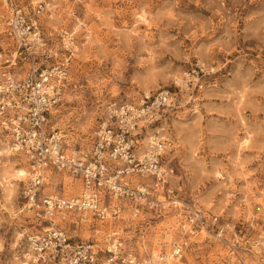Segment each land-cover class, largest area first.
Here are the masks:
<instances>
[{
    "label": "rangeland",
    "instance_id": "374dc122",
    "mask_svg": "<svg viewBox=\"0 0 264 264\" xmlns=\"http://www.w3.org/2000/svg\"><path fill=\"white\" fill-rule=\"evenodd\" d=\"M47 1L45 31L75 28L81 20L90 31L54 116L67 148L89 145L106 101L176 88L183 72L199 64L203 86L178 93L176 143L165 162L186 205L215 215L225 231L222 237L207 231L189 236L182 263L264 264V0ZM3 15L0 3V31ZM0 150V175L7 180L0 188V264H22L18 237L33 218L19 196L26 174L18 178L15 171L27 165ZM51 178L49 191H60L59 183L62 193L74 194L67 190L75 183L70 177ZM124 217L123 235L132 245L143 243L147 253L168 249L179 236L171 214L143 223ZM86 219L70 233L93 236L96 223Z\"/></svg>",
    "mask_w": 264,
    "mask_h": 264
},
{
    "label": "built area",
    "instance_id": "2783aa9c",
    "mask_svg": "<svg viewBox=\"0 0 264 264\" xmlns=\"http://www.w3.org/2000/svg\"><path fill=\"white\" fill-rule=\"evenodd\" d=\"M0 3L7 12L0 31V149H9L26 162L19 196L33 218L28 226L21 225L18 237L23 261L171 264L182 260L189 236L207 231L222 237L225 227L218 217L186 205L165 162L176 143L173 120L181 107L178 93L202 88L203 68L196 64L184 71L176 88L160 87L135 99L106 101L89 145L71 151L54 116L70 84L72 62L90 36L89 28L81 20L75 28L45 31L41 16L49 6L47 0ZM52 174L70 177L77 192L66 195L59 183L60 191H49ZM6 181L0 175V188ZM125 214L142 223L171 214L177 219L179 236L168 249L147 253L143 243L132 245L123 235L119 224ZM87 217L96 223L94 235L82 239L71 234Z\"/></svg>",
    "mask_w": 264,
    "mask_h": 264
},
{
    "label": "bare ground",
    "instance_id": "6f19581e",
    "mask_svg": "<svg viewBox=\"0 0 264 264\" xmlns=\"http://www.w3.org/2000/svg\"><path fill=\"white\" fill-rule=\"evenodd\" d=\"M5 17V15H3ZM7 151V150H6ZM26 169L25 170H16L15 171V176H17L18 178L20 177V174L25 175L27 173ZM3 178H6L4 175H2ZM11 185L8 184V185H5V191L8 193L11 192ZM67 190L70 192V193H76L77 190H78V186L75 184V183H72L68 188ZM2 193V192H1ZM82 221H85V220H82ZM89 222V219H86V223ZM85 223V222H84ZM88 224V223H87ZM86 225V224H85ZM88 227V226H87ZM182 263V260L181 259H178L176 260L175 262H172L171 264H181ZM22 264H27L25 261L22 262ZM183 264V263H182ZM185 264V263H184Z\"/></svg>",
    "mask_w": 264,
    "mask_h": 264
}]
</instances>
